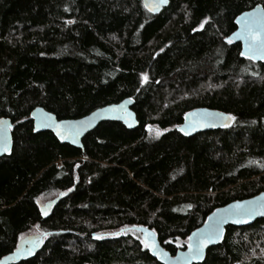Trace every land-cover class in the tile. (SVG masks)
<instances>
[{"label":"trees","instance_id":"1","mask_svg":"<svg viewBox=\"0 0 264 264\" xmlns=\"http://www.w3.org/2000/svg\"><path fill=\"white\" fill-rule=\"evenodd\" d=\"M258 5L171 0L152 15L143 0H0V120L14 125L0 260L26 241L34 254L12 264H160L133 228L175 255L218 208L264 193V62L228 43ZM125 99L139 126L102 123L83 149L34 132L36 108L79 119ZM198 108L233 124L188 137ZM149 126L164 132L151 140ZM201 264H264V220L227 228Z\"/></svg>","mask_w":264,"mask_h":264},{"label":"water","instance_id":"2","mask_svg":"<svg viewBox=\"0 0 264 264\" xmlns=\"http://www.w3.org/2000/svg\"><path fill=\"white\" fill-rule=\"evenodd\" d=\"M171 0L167 3H160V0H143L146 10L152 15H159L165 8L170 5ZM149 9H152L151 11ZM249 20L253 18H264V7L256 6L254 9L242 13L236 19L237 30L229 37L232 42L241 44L242 55L256 63L264 62V56L254 55L249 51L250 44L254 43L251 39L246 40L243 36L237 37L238 33L245 30V18ZM254 34L261 39H264V30L259 27L254 29ZM134 100L125 99L118 104L108 105L96 109L89 115L79 119L60 120L58 117L47 111L44 108H36L32 113V121L34 123V132L52 133L61 144H67L72 147L83 149L84 138L96 130L102 123L117 122L121 123L128 130H134L139 126V121L135 111L133 110ZM233 124V118L227 113L208 108H198L189 112L179 130L186 136H194L199 133L212 132L223 128L230 127ZM14 125L10 119L3 118L0 120V158L10 156L13 151V130ZM6 149V150H5ZM63 195H60L55 200H52L42 208V213L52 209ZM237 206H240L239 208ZM251 212V215H240L238 213ZM264 193L260 195L243 200L236 201L218 208L206 220V222L197 230L191 233L188 243L184 249L179 250L175 255L167 251L160 243L156 232L148 227L140 226L133 228L141 234L143 242H147V247L150 255L160 264H201L207 257L209 249L220 245L224 239L229 227H246L251 226L258 220H264ZM240 220V223L236 221ZM214 231L211 241L207 242L196 255V248L199 245L201 234H206ZM195 234V235H194ZM29 242H21L18 250L2 260L0 264H12L19 262L29 256L33 255L35 250L27 247ZM145 244V243H144ZM152 244L155 247H152ZM193 245L190 249L189 245Z\"/></svg>","mask_w":264,"mask_h":264},{"label":"snow or ice","instance_id":"3","mask_svg":"<svg viewBox=\"0 0 264 264\" xmlns=\"http://www.w3.org/2000/svg\"><path fill=\"white\" fill-rule=\"evenodd\" d=\"M160 3H167V0H160ZM150 11L152 9H149ZM245 30L242 33H238L237 37L243 36L246 40L251 39L252 41H255L254 43L250 44L249 51L252 52L254 55H261L264 56V39L258 38L254 34V29L256 27H259L261 30H264V18H253L252 20H249L246 16L245 21ZM228 43H232L231 39L228 41ZM241 55H244V53H241ZM252 56H249V59H251ZM145 79H147L145 77ZM234 119V118H233ZM6 150V149H5ZM238 208L240 206H237ZM240 215H251V212H245V213H238ZM261 215H264V212L260 213ZM237 223H240V220L236 221ZM195 235V234H194ZM214 235V231H210L206 234H201V239L199 241V245L196 248V255L199 256L200 250L203 248V246L211 241L212 237ZM192 239L191 237L189 238ZM145 243V247H149V244L147 242ZM152 247H155L154 244H152ZM190 249H192L193 245H189Z\"/></svg>","mask_w":264,"mask_h":264},{"label":"rangeland","instance_id":"4","mask_svg":"<svg viewBox=\"0 0 264 264\" xmlns=\"http://www.w3.org/2000/svg\"><path fill=\"white\" fill-rule=\"evenodd\" d=\"M163 132L164 131L157 126H149L148 127V133H149V137L151 140L157 139L159 136H161L163 134ZM40 203L43 207H45L47 201H41Z\"/></svg>","mask_w":264,"mask_h":264}]
</instances>
